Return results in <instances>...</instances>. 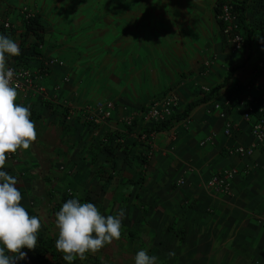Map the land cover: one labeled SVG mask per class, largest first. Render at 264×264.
Listing matches in <instances>:
<instances>
[{
  "label": "crops",
  "instance_id": "obj_1",
  "mask_svg": "<svg viewBox=\"0 0 264 264\" xmlns=\"http://www.w3.org/2000/svg\"><path fill=\"white\" fill-rule=\"evenodd\" d=\"M236 1L251 32L231 50L218 0H0V34L20 47L8 65L44 72L43 91L18 90L16 101L30 108L37 139L5 166L22 206L42 221L38 238H58L63 199L92 202L105 216L124 210L120 240L74 264H134L142 249L156 264H264V151L227 155V147L250 143L249 125L234 105L225 135L213 109L258 94L264 83V0ZM27 12L38 37L26 33ZM167 93L177 96L178 115L208 98L145 134L139 111ZM98 101L112 102V116L90 123L84 109ZM207 135L212 141L202 143ZM224 168L238 170L230 195L205 191L202 183ZM21 251L26 258L16 264H39ZM57 259L67 264L60 252Z\"/></svg>",
  "mask_w": 264,
  "mask_h": 264
},
{
  "label": "clouds",
  "instance_id": "obj_2",
  "mask_svg": "<svg viewBox=\"0 0 264 264\" xmlns=\"http://www.w3.org/2000/svg\"><path fill=\"white\" fill-rule=\"evenodd\" d=\"M19 55V44L0 34V169L5 168L9 154L28 150L37 139L30 108L16 102L19 85L14 83L15 70L8 66L9 58ZM17 184L14 176L0 170V264L24 260L27 253L21 250L36 248L42 228L41 219L29 215L22 206ZM123 216V209L116 215L105 216L92 202L68 199L55 214V248L67 264H74L77 259L83 261L88 253L95 254L120 240ZM133 260L134 264H156L157 258L142 249Z\"/></svg>",
  "mask_w": 264,
  "mask_h": 264
},
{
  "label": "built area",
  "instance_id": "obj_3",
  "mask_svg": "<svg viewBox=\"0 0 264 264\" xmlns=\"http://www.w3.org/2000/svg\"><path fill=\"white\" fill-rule=\"evenodd\" d=\"M223 1V0H222ZM239 2L234 0H224L218 6L217 20L221 23L222 34L229 43L231 50H237L245 43L244 35L240 32V23L238 12H234L235 6ZM31 14L25 13L24 19L28 20ZM8 27L9 24L5 23ZM15 70L14 83L19 85V91H27L30 88H36L40 92L43 88L38 85V81L43 77L44 72H33L28 67L8 65ZM258 74L264 75V62H260L258 66ZM64 107L71 112L70 105L67 102L62 103ZM242 108V118L249 125L251 141L248 145H237L227 147L225 153L227 155H235L240 157H250L254 154L256 148L264 151V83L258 89V94H249L246 98L239 99L236 102L225 100L222 103L215 102L213 109L217 111L218 116L225 120L223 132L225 135L232 133L234 124L227 118V112L233 106ZM178 106V98L173 93H167L161 98L151 102L139 111L140 119L145 123H162L170 120L175 115V110ZM113 104L110 101H98L88 105L84 109L85 118L88 122L98 124L112 116ZM213 135H207L203 141H212ZM7 160L16 161L17 152L9 154ZM252 168V165L246 164L243 172L246 174ZM238 174L235 168H224L213 173L206 179L202 186L205 191L214 194L228 196L231 193V185L233 178ZM183 179H179L177 184H182Z\"/></svg>",
  "mask_w": 264,
  "mask_h": 264
},
{
  "label": "trees",
  "instance_id": "obj_4",
  "mask_svg": "<svg viewBox=\"0 0 264 264\" xmlns=\"http://www.w3.org/2000/svg\"><path fill=\"white\" fill-rule=\"evenodd\" d=\"M223 1L218 0L219 4H221ZM234 1H236V0H234ZM263 6H264V3H263ZM217 12H218V10H217ZM234 12H236V13L238 12V19H239V23H240V28L243 27L244 29L247 30V35L244 36V39L246 41V39L249 37V34L251 31L249 29H247L246 24L244 22V19H245V17H244V3L242 1L239 2L235 6ZM263 12H264V7H263ZM219 24L221 27L222 25L220 22H219ZM25 26H26V33L32 32L37 37L40 36L41 28L37 24V22L33 19L32 16L29 17L28 20H25ZM262 28L264 31V21H263ZM220 86L221 85H218L215 89H218ZM207 98H208V96L204 95L202 98H199L197 100H194V101L188 103L185 110L189 111L191 108H193L197 104L205 101ZM187 111H185V112L183 111V113H181L180 115L175 114L170 120L162 122V123L161 122L160 123H154V124L153 123H151V124L147 123L149 126H147L145 128L144 133L149 134L150 132L161 130V129L169 127L174 121L179 120L182 117L184 118L187 114L186 113ZM0 170L6 171L5 168L0 169ZM68 199L62 200L61 204L58 205L59 210H60L62 204L64 202H66ZM55 241H52V239H47V238H43V237L38 238L36 248L34 250H30V251H32L35 254V258L39 264H60L58 259H57L59 257V252L55 248ZM23 249H27V248H23Z\"/></svg>",
  "mask_w": 264,
  "mask_h": 264
},
{
  "label": "rangeland",
  "instance_id": "obj_5",
  "mask_svg": "<svg viewBox=\"0 0 264 264\" xmlns=\"http://www.w3.org/2000/svg\"><path fill=\"white\" fill-rule=\"evenodd\" d=\"M263 17V21H264V15L262 16ZM261 86L258 87V89L260 88Z\"/></svg>",
  "mask_w": 264,
  "mask_h": 264
}]
</instances>
